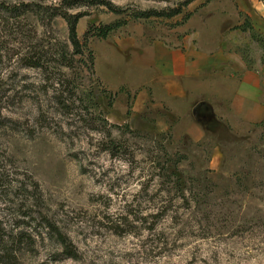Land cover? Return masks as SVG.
Returning a JSON list of instances; mask_svg holds the SVG:
<instances>
[{
  "label": "rangeland",
  "instance_id": "obj_1",
  "mask_svg": "<svg viewBox=\"0 0 264 264\" xmlns=\"http://www.w3.org/2000/svg\"><path fill=\"white\" fill-rule=\"evenodd\" d=\"M107 1L123 12L75 11L85 14L77 27L82 42L90 27L119 26L105 40L87 41L93 73L87 53L71 70L54 62L47 74L24 67L29 45L0 17V231L15 235L26 213L33 222L25 229L35 235L15 247L11 264H264V119L250 127L214 120L206 139L193 142L180 120L169 117L173 126L161 131L152 111L136 117L126 89L109 92L97 75L110 73L107 49L126 56L125 47L171 42L201 3L202 21L218 27L229 18L230 42L248 60L264 61V36L237 32L264 25V0H199L175 18L148 20L130 15L177 9L185 0ZM19 19L29 21L26 29H44ZM53 30L71 51L66 23L58 19ZM31 191L41 208L28 210Z\"/></svg>",
  "mask_w": 264,
  "mask_h": 264
},
{
  "label": "crops",
  "instance_id": "obj_2",
  "mask_svg": "<svg viewBox=\"0 0 264 264\" xmlns=\"http://www.w3.org/2000/svg\"><path fill=\"white\" fill-rule=\"evenodd\" d=\"M224 20L218 27L202 21L201 3L178 26L180 34L171 42L155 39L125 47L126 56L107 49L104 58L110 73L96 70L97 75L109 92L126 89L136 117L152 111L161 131L173 126L169 117L180 120L178 129L182 126L193 142L206 139L214 120L250 127L264 119V61H250L240 53L230 42L229 18L226 25ZM241 27L237 32L264 36V25Z\"/></svg>",
  "mask_w": 264,
  "mask_h": 264
},
{
  "label": "trees",
  "instance_id": "obj_3",
  "mask_svg": "<svg viewBox=\"0 0 264 264\" xmlns=\"http://www.w3.org/2000/svg\"><path fill=\"white\" fill-rule=\"evenodd\" d=\"M195 1L197 0H185L180 8L168 9L167 11H133L130 17L133 20H148L154 17L172 19L180 16L183 13V9L189 7ZM85 7H105L115 14H121L123 12L119 7L107 0H31L30 2L21 3L19 5H12L0 1V17L2 18L6 16L8 20H11L12 26L15 27L18 33L24 35L25 42L29 45L27 46L28 52L23 54L20 59V62L24 67L39 70L47 74L49 73L48 66L54 62L59 65L60 70H62V68L71 70L73 68L72 62H74V58L77 56L82 60H85L87 53L89 70L93 73L95 56L88 49L87 41L92 37H98L105 40L112 35L119 26H105L98 29L96 27H90L84 35V42L80 41L77 27L79 21L85 16V14L75 11ZM21 16H24L25 20L35 19L37 24L44 28L43 31L40 32L37 27L33 28L34 25L30 23L29 24L32 25V28L26 29V26H28L26 25L28 20L25 21V25L22 26L19 22ZM190 16L191 13L187 15V20ZM58 19L63 20L67 25L68 41L71 51L69 46L60 41L57 36L54 37L48 33V31L54 33L53 27H55ZM38 41L42 42V44L40 45ZM66 102V100L58 99V103L63 107L66 106ZM116 149L118 148L116 147ZM31 189L35 192H39L38 184L34 183L33 188L31 187ZM28 191L30 192L29 189ZM29 194L31 195L26 199L29 204V206H27L28 210L37 207L41 208L37 197L33 196L32 191ZM23 217L28 222L25 223L23 221V223L17 224L15 231H13L15 235L11 236L10 234V236H6L0 231V264H11L12 262H15L17 260V248L15 247L18 246V248H20L23 244L28 243L29 240L33 241L35 237V235L27 233V230L29 229H25L26 226L28 228L31 227L30 223L33 222L32 215L23 213ZM41 220L47 228L53 229L46 217ZM56 237L58 238L60 245L64 248V251L69 252L66 238L61 234H57ZM9 244L13 246L12 250L8 249L7 245ZM68 256L71 259L75 258L74 253H70Z\"/></svg>",
  "mask_w": 264,
  "mask_h": 264
}]
</instances>
